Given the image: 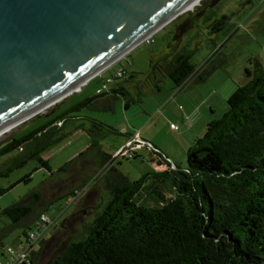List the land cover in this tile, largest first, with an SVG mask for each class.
<instances>
[{"label":"trees","instance_id":"obj_1","mask_svg":"<svg viewBox=\"0 0 264 264\" xmlns=\"http://www.w3.org/2000/svg\"><path fill=\"white\" fill-rule=\"evenodd\" d=\"M186 49L163 64L151 63L146 79L157 78L151 84L153 88L160 90L165 77L176 88L185 86L197 72V79L206 78L207 71L197 69L191 59L192 51ZM246 76L248 80L229 97L227 111L210 120L204 135L189 148L186 168L170 164L152 146L156 163L168 167L152 170L132 181L113 166L112 155L101 149L99 140L112 128L79 112L84 108L112 110L114 99L127 94L122 81L125 75L114 77L106 90L99 89L95 95L50 117L29 133L3 142L0 177H8L32 159L38 162L36 169L50 170L44 154L66 137L63 128L67 120L90 121V126L84 128L91 138L88 150L95 151L90 160L100 171H106L103 178L108 193L102 209L59 245L49 264H264V70L261 63L255 60L252 67L246 68ZM57 108L33 119L51 115ZM138 156L136 152L134 157ZM30 177L28 174L23 180ZM82 188L59 197L66 196L68 202H74L81 197ZM7 190L0 188V196ZM46 204L40 189L2 212L10 218L11 228L23 226V236H26L38 226ZM66 220L60 225L64 226ZM45 242L44 239L24 264H38Z\"/></svg>","mask_w":264,"mask_h":264},{"label":"rangeland","instance_id":"obj_2","mask_svg":"<svg viewBox=\"0 0 264 264\" xmlns=\"http://www.w3.org/2000/svg\"><path fill=\"white\" fill-rule=\"evenodd\" d=\"M204 1L173 21L188 14L193 15ZM210 14L216 16L217 25L205 27L204 19H199L196 22L198 27L191 28L185 34L183 46L192 51L191 59L197 69L207 71L204 80H188L179 93L168 77L162 79L158 91L145 82L152 62L163 64L164 60L173 56L166 43L174 28V24L169 23L149 40L140 43L119 61L90 79L79 91L38 115L58 107L53 114L33 119L34 116L17 125L0 137V144L12 136L21 137L29 133L50 117L95 95L99 89L106 90L111 85L107 83L106 86L105 81L112 72L124 69L126 74L122 81L124 80L127 94H120L114 99L113 109L84 108L79 114L97 119L112 128L99 140L101 149L112 156L129 138L128 135L140 133L147 145L138 149L139 156L132 159L119 158L113 163L119 172L132 181L141 179L152 170H158L157 156L152 153V146L163 153L170 164L186 168L189 148L197 138L204 135L210 120L221 117L227 111L229 97L238 86L248 80L246 68L252 67L256 60L264 70V0H221L213 5ZM172 123L179 128H172ZM89 126L88 119L67 120L63 128V132L67 133L66 137L44 154L50 170L45 167L36 169L38 162L32 159L15 169L8 177H0V188L8 189L0 196L1 254L8 246L20 250V243L24 238L23 226L11 228L10 218L2 211L27 199L33 191L41 189L47 203L44 206L45 213L51 219L62 220L71 212L74 203L68 204L66 196L59 195L77 187L84 186L85 189L76 211L67 217L64 226L54 227L50 231L38 264H49L59 245L102 209L108 193L103 178L106 171H100L90 160V155L95 151L93 148L88 150L91 138L84 128ZM71 160L74 162L69 167L65 166ZM28 174H31L30 179L23 180ZM93 177L97 178V182L92 187L89 180ZM99 202L101 204L97 210L95 207ZM84 208L85 214L81 213ZM1 258L2 261L4 255Z\"/></svg>","mask_w":264,"mask_h":264},{"label":"water","instance_id":"obj_3","mask_svg":"<svg viewBox=\"0 0 264 264\" xmlns=\"http://www.w3.org/2000/svg\"><path fill=\"white\" fill-rule=\"evenodd\" d=\"M201 1L0 0V134L79 91Z\"/></svg>","mask_w":264,"mask_h":264},{"label":"built area","instance_id":"obj_4","mask_svg":"<svg viewBox=\"0 0 264 264\" xmlns=\"http://www.w3.org/2000/svg\"><path fill=\"white\" fill-rule=\"evenodd\" d=\"M125 72L123 69H119L114 77H123ZM114 77H108L107 83H111ZM172 128L178 129V125L172 124ZM147 142L141 138L139 132L130 136L126 141L120 146L116 153L112 156V160L115 162L119 158H134L135 153L138 149L146 146ZM168 166L158 165V170L167 168ZM172 168H175L172 166ZM51 219L46 213L42 214L38 226L34 229H31L26 236H23V240L20 243V250L8 246L4 251V258L0 264H24L29 261L33 253L38 250L40 243L46 239L54 227L59 223L58 220Z\"/></svg>","mask_w":264,"mask_h":264},{"label":"flooded vegetation","instance_id":"obj_5","mask_svg":"<svg viewBox=\"0 0 264 264\" xmlns=\"http://www.w3.org/2000/svg\"><path fill=\"white\" fill-rule=\"evenodd\" d=\"M212 8H213V3L212 0H205L203 2V4H201L196 12L193 15H187L185 17H181L171 23L174 24V28L171 31V36L169 37V39L167 40V45L169 47V49L171 50V53L173 55H176L179 51H181L182 49L186 48L183 47L185 45L184 42V37L185 34L191 29V28H195L198 27L196 26V22L199 19H204V26L205 27H211L213 25H215L217 18L216 16H211L210 14V19H207V15L209 16V13L212 12ZM207 19V20H206ZM199 25V23H198ZM194 43V41H192ZM157 78H151V79H145V82L147 84H152V82L156 81ZM2 143L0 144L1 147Z\"/></svg>","mask_w":264,"mask_h":264},{"label":"crops","instance_id":"obj_6","mask_svg":"<svg viewBox=\"0 0 264 264\" xmlns=\"http://www.w3.org/2000/svg\"><path fill=\"white\" fill-rule=\"evenodd\" d=\"M197 74H198V72L193 76V77H191L190 78V80L189 81H195V80H197ZM185 88V86H183V87H178L177 88V90H178V93L182 90V89H184ZM172 124H174V123H172ZM171 124V125H172ZM93 180V181H92ZM89 182H91V186L93 187L94 185H95V183L97 182V178L96 177H93L92 179H90L89 180ZM88 182V183H89ZM91 187V188H92ZM82 195H81V197L78 199V200H76V201H74L73 203H74V206L72 207V209H71V212L68 214V215H66L62 220H60V218H58V221H59V223H58V225L56 226V228L58 227V226H60V224L62 223V221L65 219V218H67V217H69L71 214H73L76 210V207H77V205H78V203H79V201L81 200V198L84 196V194H85V189L84 188H82ZM103 194V193H102ZM68 204H70L71 202H67ZM100 204H101V202H99L97 205H96V209L98 210V208H99V206H100ZM81 213H86V209L84 208L82 211H81ZM52 230V229H51ZM50 234V233H49ZM3 255H4V251H2V254H1V251H0V263L2 262L1 261V256L3 257Z\"/></svg>","mask_w":264,"mask_h":264},{"label":"bare ground","instance_id":"obj_7","mask_svg":"<svg viewBox=\"0 0 264 264\" xmlns=\"http://www.w3.org/2000/svg\"><path fill=\"white\" fill-rule=\"evenodd\" d=\"M15 126L6 129V131L4 133L0 134V137L3 136L4 134H6L7 132H10L12 129H14Z\"/></svg>","mask_w":264,"mask_h":264}]
</instances>
